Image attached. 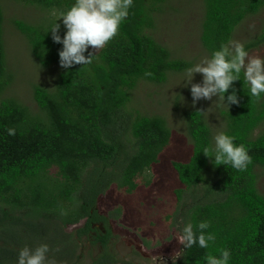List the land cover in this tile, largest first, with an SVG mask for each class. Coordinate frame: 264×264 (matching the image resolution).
Here are the masks:
<instances>
[{"label":"trees","instance_id":"1","mask_svg":"<svg viewBox=\"0 0 264 264\" xmlns=\"http://www.w3.org/2000/svg\"><path fill=\"white\" fill-rule=\"evenodd\" d=\"M8 1L30 8L29 18L14 17L11 25L40 67L56 73L52 89L32 84L34 107L11 92L14 74L6 60L0 4V264H18L22 248L41 244L49 246L47 260L57 264L69 257L64 249L71 235L80 238L91 222L105 220L96 210L99 195L113 185L132 193L170 143L165 118L132 108V91L140 81L162 83L190 63L174 58L150 33L155 13L170 0H133L118 34L93 63L68 69L59 64L63 45L52 40L50 29L57 22L64 36L67 29L57 18L75 0ZM200 1L199 42L207 56L231 41L244 19L264 8V0ZM242 44L247 52L264 45V21ZM233 87L240 103L223 105L221 131L246 147L252 163L244 171L214 165V157L203 153L214 148L212 128L200 110L184 111L191 151L186 161L171 162L182 185L175 190L174 213L180 206L181 229L191 223L197 235L199 223L207 221L205 234L212 233L215 240L207 248L197 243L183 249L176 264H207L206 255L219 257L222 249L230 252L228 264H264V195L257 189L256 171L264 169V93L259 100L251 96L243 72ZM9 128L15 135L8 134ZM119 214L116 208L109 216ZM82 219L84 226L74 234L64 232Z\"/></svg>","mask_w":264,"mask_h":264},{"label":"rangeland","instance_id":"2","mask_svg":"<svg viewBox=\"0 0 264 264\" xmlns=\"http://www.w3.org/2000/svg\"><path fill=\"white\" fill-rule=\"evenodd\" d=\"M0 4L5 14L6 60L14 74L11 92L26 105L34 107L32 84L52 89L55 70L40 67L30 54L23 36L11 25L10 19L14 17L29 18L28 15L32 14L30 8L8 0H0ZM161 8L160 12L155 13L156 27L150 33L171 51L174 58L188 61L190 67L207 57L199 42L203 11L201 1L170 0ZM263 21L264 8L244 19L235 28L231 41H248L258 32ZM248 53L264 58V45ZM185 72L170 73L162 83L140 81L132 91V108L141 114L163 116L170 128L171 137L158 161L143 177L138 178V185L132 193L113 185L96 200V210L101 215H111L116 208L120 209L118 217H112L109 223L112 238L108 249L118 259L116 264H171L174 252L179 251V255L182 253L183 245L177 239L183 224L180 215L177 216L178 211H181L180 206L174 213L177 208L175 190L182 185L171 162L186 161L191 151L183 113L187 109L202 110L215 136L223 128L220 111L224 105L218 97L212 100L201 99L193 105L190 85L185 86ZM202 79V74L195 73L192 83H200ZM256 171L257 189L264 195V169L258 168ZM172 215L174 218H171ZM178 219L177 226L175 223L171 225L172 220L175 222ZM77 225L68 227L66 232H71ZM99 251V247L85 239L81 240L77 251L79 264H91ZM153 257H156L155 261Z\"/></svg>","mask_w":264,"mask_h":264},{"label":"clouds","instance_id":"3","mask_svg":"<svg viewBox=\"0 0 264 264\" xmlns=\"http://www.w3.org/2000/svg\"><path fill=\"white\" fill-rule=\"evenodd\" d=\"M132 3L133 0H75L68 11L61 12L57 20L62 18L66 33L63 37L59 35L60 24L57 22L50 29L52 40L63 45L59 50L60 66L68 69L73 65L92 64L95 54L118 34L119 25L128 16ZM242 72L244 82L250 87L251 96L259 100L264 93V58L249 55L239 41L222 44L210 56L186 69L185 86L190 85L193 105L201 99L212 100L213 97H218L221 104L228 107L232 104L238 105L240 101L233 83L240 79ZM195 73L202 74L200 83H192ZM145 75L152 73L146 72ZM229 89L232 91L225 97ZM7 132L15 135L13 128L7 129ZM233 141L234 137L223 131L218 132L214 136V148H204L203 153L206 157H214L213 163L216 166L231 165L244 171L252 163V157L243 144L236 145ZM208 227L207 221L199 223L197 235L193 225L188 223L177 236L178 242L183 245V249L191 248L197 243L199 247L207 248L208 242L215 240L212 233L205 234L204 230ZM49 250L47 244H41L34 249L26 246L19 251L18 264H54L47 260ZM220 253L219 257L206 255L207 264H228L230 252L222 249ZM178 257L179 251L174 252L171 257L172 264H176ZM153 259L155 261L156 257Z\"/></svg>","mask_w":264,"mask_h":264},{"label":"flooded vegetation","instance_id":"4","mask_svg":"<svg viewBox=\"0 0 264 264\" xmlns=\"http://www.w3.org/2000/svg\"><path fill=\"white\" fill-rule=\"evenodd\" d=\"M103 216L105 217V220L91 222V226L87 234L81 235L80 238H77L76 234L71 235L69 239V243L64 249L65 251L67 249L69 257L61 262L56 261L55 263L57 264H79V256H78L77 251L80 248V241L85 239L90 244L95 245L96 247L100 248V251L97 253L96 258L92 261L91 264H116L118 262V259L114 256L112 251L108 249L110 240L112 238V230L109 227V223L113 220V218L109 217L108 214H104ZM77 224H73L77 226H75L76 228L72 230L71 232H66V229L72 226V225H67V227H64V232L68 234H72V233L74 234L78 229L84 226L85 219H82ZM103 240L106 241L105 245L103 244ZM142 242L143 244L145 243L144 240H142ZM144 245L146 246L147 244H144Z\"/></svg>","mask_w":264,"mask_h":264}]
</instances>
